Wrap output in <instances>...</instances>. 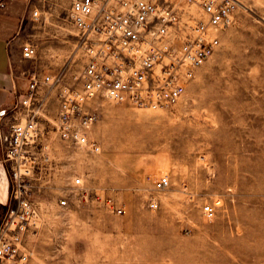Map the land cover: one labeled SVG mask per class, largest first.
I'll return each mask as SVG.
<instances>
[{
  "label": "rangeland",
  "instance_id": "rangeland-1",
  "mask_svg": "<svg viewBox=\"0 0 264 264\" xmlns=\"http://www.w3.org/2000/svg\"><path fill=\"white\" fill-rule=\"evenodd\" d=\"M239 1L176 104L87 101L97 150L58 135V87L41 91L50 162L27 179L38 211L29 264H264V0ZM30 5L41 20L26 21L38 46L29 67L79 83L84 48L68 1ZM163 175L170 184L158 189Z\"/></svg>",
  "mask_w": 264,
  "mask_h": 264
},
{
  "label": "built area",
  "instance_id": "built-area-1",
  "mask_svg": "<svg viewBox=\"0 0 264 264\" xmlns=\"http://www.w3.org/2000/svg\"><path fill=\"white\" fill-rule=\"evenodd\" d=\"M68 18L84 48L79 83L60 74L30 68L27 91L11 108L0 109V141L11 173V195L0 222V264H29L27 233L38 211L27 179L36 166L50 162L41 121L45 101L40 93L58 87L59 106L53 129L64 140L97 150L88 129L97 115L87 111L88 100L104 96L139 108L160 109L176 104L188 82L220 44L219 31L234 23L239 0H67ZM32 20H41L38 8ZM37 44L27 38L22 57L33 60ZM47 166V165H45ZM82 185V178L74 180ZM170 184L161 176L158 189ZM67 199L61 204L67 205ZM156 200L150 202L155 208ZM208 216L214 207L203 208ZM122 213L123 208H118Z\"/></svg>",
  "mask_w": 264,
  "mask_h": 264
},
{
  "label": "crops",
  "instance_id": "crops-1",
  "mask_svg": "<svg viewBox=\"0 0 264 264\" xmlns=\"http://www.w3.org/2000/svg\"><path fill=\"white\" fill-rule=\"evenodd\" d=\"M30 0H0V109L11 108L28 87L29 61L22 57L27 38L26 21L31 16ZM12 179L0 141V222L11 195Z\"/></svg>",
  "mask_w": 264,
  "mask_h": 264
}]
</instances>
